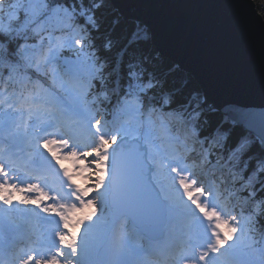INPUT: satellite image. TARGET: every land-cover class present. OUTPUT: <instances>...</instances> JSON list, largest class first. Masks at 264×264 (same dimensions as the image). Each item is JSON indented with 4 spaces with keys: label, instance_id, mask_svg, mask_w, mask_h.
<instances>
[{
    "label": "snow or ice",
    "instance_id": "1",
    "mask_svg": "<svg viewBox=\"0 0 264 264\" xmlns=\"http://www.w3.org/2000/svg\"><path fill=\"white\" fill-rule=\"evenodd\" d=\"M106 6L107 0H0V65L12 71L20 67L34 68L40 73V61L44 67L55 66L62 49L73 51L76 56L75 60L64 61L68 80H61L60 92L49 91L46 101L49 115L36 135L33 148L34 155L42 161L35 168L36 175L25 182L11 165L0 161V203L8 206L6 212L16 207L13 195L18 193L20 205H35L41 212L58 218L52 234L29 251L14 253L12 264H101L97 257L102 250L109 257L105 264H132L128 256L143 251L134 247L139 240L150 241L153 229L170 221L179 209L191 212L184 205L183 196L203 217L200 220L192 217L198 227L186 248L179 255L173 254L170 264L185 261L190 264H264V247H256L253 242L242 248L237 243L240 238L234 234L244 231L239 218L217 206L211 189L204 187L184 166V160L175 159L171 163L156 160L139 143L131 149L135 153L133 159L126 147L127 130L113 132L107 120L87 119L83 105L88 103L89 96L93 97V103L100 104L105 101L111 104L115 99V108L127 106L138 115L147 114L149 123L151 116L158 113L161 119L182 121L201 144L208 139L201 140L199 135L203 124L209 123L211 108L206 96L196 90L182 92L169 87L166 76L151 66L148 57L129 56V50L141 42L139 32L134 33L135 39L128 38L114 58L105 55L112 53L117 45L104 30ZM53 17L64 21L74 39L70 36L49 46L47 52L29 51L26 43L29 25L39 35L37 27ZM97 38H102L99 45ZM52 70L56 72L55 67ZM15 100L21 106L29 103L22 94ZM0 105L14 107L8 99H0ZM239 119L249 128L259 122L262 129L259 147L264 152V110L240 112ZM64 122L68 125L86 123L89 142L81 146L70 129L63 132ZM223 136L227 139L229 133L224 132ZM143 139L147 144V134ZM253 143L241 136L230 149L231 154H238L244 160L242 171H247L249 163L255 161L249 181L264 174V155L252 152ZM41 148L51 155V161L60 165L64 177L60 191L46 190L45 184L39 182L45 165L55 167ZM61 161L70 162L72 170L64 168ZM161 176L166 184L161 182ZM74 177L85 181V186L76 184ZM255 183L264 191V180L253 181L249 192L253 204L249 219L253 221L257 216H264V199H254ZM65 185L67 192L63 191ZM166 188L177 193L175 201L164 194ZM179 189H183V196ZM193 192L198 195L193 196ZM109 207L112 211L106 214L105 209ZM88 208L93 209L90 214L76 218L78 212ZM81 226L79 236L70 233V229ZM222 229L227 230L225 235ZM0 264L6 261L0 260Z\"/></svg>",
    "mask_w": 264,
    "mask_h": 264
},
{
    "label": "water",
    "instance_id": "2",
    "mask_svg": "<svg viewBox=\"0 0 264 264\" xmlns=\"http://www.w3.org/2000/svg\"><path fill=\"white\" fill-rule=\"evenodd\" d=\"M108 1L120 16L145 28L155 51L190 75L215 111L260 144L259 122L249 128L239 119L240 112L264 110V21L252 0ZM138 143L126 144L133 159Z\"/></svg>",
    "mask_w": 264,
    "mask_h": 264
},
{
    "label": "rangeland",
    "instance_id": "3",
    "mask_svg": "<svg viewBox=\"0 0 264 264\" xmlns=\"http://www.w3.org/2000/svg\"><path fill=\"white\" fill-rule=\"evenodd\" d=\"M57 23H58V18L53 17L46 24L37 27L36 31L39 32V35H36V33L31 30L33 28V26L29 25L30 35H32L33 37L36 36L38 38L36 45H29V51H36L38 53L39 52H47L49 46H55L57 43H54L53 39L48 37L49 35L47 33V30L49 29L50 26H54ZM43 44H45L46 46H43ZM38 59H39V57H38ZM65 59L75 60L76 59L75 53L73 51L62 49L60 54H59V60L58 61H60V63L64 64ZM40 63L43 67V61L42 60L40 61ZM56 65H58V64L56 63ZM55 66L48 65V71L51 74V78L54 81V84L60 90V82L63 79L57 74V71L55 73H53L52 69ZM66 68H67V66L65 65L64 72L66 71ZM48 95H49V91L44 92V94H40V93L28 94L25 98L29 101V103L21 106V105L16 103V100L14 98L9 97L4 92H0V99H8L9 102L14 105V107H8L7 105H0V127H4V125L6 124L5 118L9 119L8 124H7L9 130L5 131L3 134L0 135V149L2 150L1 156L3 158H9L13 154V152L15 153L18 150L16 145L24 143L25 137L20 134L21 132L30 131L32 134H34L32 129L36 128L37 125L42 126L43 123L47 120L48 115H49V109L46 107V101L48 99ZM31 101H35V103H31ZM208 105H209V107H211L210 104H208ZM16 108H18V110H16ZM29 109H31V112H29ZM9 110H13L15 118L13 117L11 119V118L6 117V115L4 113H6ZM120 115L126 116V120L125 121L119 120V123H118L116 130L114 132H121L122 129H125V130H127V135H126L127 138H129V139L138 138L144 144H145V141H144L143 137L145 136V134H147L148 143L145 145L147 147L148 154L151 155L154 159L160 160L159 158H162L161 153H166L168 157L163 158V159L168 160L169 163L174 162L175 159H182L185 161V159L183 158L182 155L180 157L178 156V154H177L178 152H177L176 148H174V144H173V142H174L173 136L174 135L172 133H168V132L165 133V128H167L169 125V123L167 122L166 119L160 118L159 120H154L151 117V123H149V117L147 114L139 117L132 110L131 107H127V106L120 110ZM86 116H87L88 120L92 121L91 114L86 112ZM30 125H32V127H29ZM81 125L82 124L68 125L66 123V127H68L70 129V131L73 133H77L78 129ZM84 125L86 126L85 131L87 133L78 132V134H80L79 136L80 137L82 136V138L84 140V144H82V146L87 144L89 142V139H90L89 135H88L89 129L87 127V124L85 123ZM91 131H94V129H91ZM35 132L38 133L39 129ZM168 136L171 137L170 140H167ZM29 140L30 139H27V141H29ZM34 147H35V142L30 147L28 154L33 153ZM16 155L20 159L23 157L19 152H16ZM32 163L37 165V163L42 164V161L40 159H33ZM195 166L196 165H194V167ZM20 176H23V175L20 174ZM26 177L29 178L28 175ZM58 177H59V184L61 185V181L64 180L62 172L59 173ZM160 179H161L162 183L166 184V182L163 180V176H161ZM206 180L208 181V179H206ZM74 181L76 184H80L81 187L85 186V183H86L85 181L81 180L79 177H74ZM207 181H205L206 184L208 185L207 188L212 189L213 188L212 183L208 184ZM200 182L202 183V181H200ZM176 187L179 188L178 184L176 185ZM63 191H65V192L68 191V188L66 185L63 188ZM211 191L213 192L215 190H211ZM164 194L167 195L173 201H175L177 199V193L174 191H171L167 188H166ZM179 194H180V196H183V189H179ZM213 194H214V192H213ZM192 195L197 196L198 193L193 192ZM214 202L217 204L218 207L221 208V210H224L223 205L221 203H219V201L217 199H214ZM183 203L189 209H191V212L195 211V208H194L195 205L191 204V202L187 200L186 196H183ZM26 208L30 209V211H27V216L30 217L31 219H33L31 217L33 215L34 217L37 218L36 220H41V219L46 220L52 226L56 227V219H58V218L54 219L52 216H48L47 213L41 212L38 208L35 207V205L26 206ZM92 211H93L92 208L84 209L82 212H78L76 214V218L79 219L81 216L86 217ZM186 213L187 212H184L182 209H179L177 211V213L174 215V217L170 221H168V224L165 225V227H164L165 228L164 233L166 234L164 237L165 238L167 237L168 239H172V240H173L174 236L176 235V232H174L171 229V227L174 226L176 228V231L181 235L177 239V241L181 243V247H183V248H186V246L190 243L191 238L189 240L188 237H192V234L195 231V228L198 227V225L193 221L192 218H189L186 216ZM14 215L16 216V213ZM194 217H196L197 220H200V219H202L203 214H201L199 216H194ZM9 221L12 222V220H10V217L8 216L7 212L0 208V248H2V246L4 245V242L2 241V238H1V237H3V233H4L3 229L6 225L9 224ZM86 223H87V221H86ZM205 223H206V221H205ZM82 227L83 226H81V228H79V229H70L69 231L72 235L79 236L82 232ZM226 231H227L226 229H222V235H225ZM234 236L240 238L239 241H237V243H239L242 246V248H246V246L248 244H250L248 238H246L243 235V232L237 231V233H235ZM231 242L232 241H230V243ZM31 243H33V242H31ZM134 247H136L138 249H142L143 251L139 255L131 254L128 256V259L132 262V264H137L134 260L135 256H138V257H146L147 256L148 258H151V253L149 251V247L147 246V243L144 242V240L143 241L139 240L138 243L136 245H134ZM241 258L243 259V257H241ZM97 259L101 262V264H105V261H107L109 259V257L106 254H104V252L102 250L101 255H99L97 257ZM7 261H8V263L12 264L13 254H10V259ZM151 262L154 264L153 260ZM16 264H18V262H16ZM184 264H190V262L185 261Z\"/></svg>",
    "mask_w": 264,
    "mask_h": 264
},
{
    "label": "trees",
    "instance_id": "4",
    "mask_svg": "<svg viewBox=\"0 0 264 264\" xmlns=\"http://www.w3.org/2000/svg\"><path fill=\"white\" fill-rule=\"evenodd\" d=\"M51 2V0H50ZM67 2V0H66ZM256 11L260 15V17L264 21V0H252ZM104 15V30L106 33H110L112 38L117 41L116 47L113 49L112 53H105L108 55L110 59L115 57L116 52L122 47L125 42L128 41L130 36L135 39L134 33L139 32L141 34V42L134 45L132 49L129 50V56H145L149 58V62L153 68H155L158 72L164 74L168 80V86L174 87L182 92H187L191 90H196L201 93L200 87L197 85L195 80L188 75L186 72L178 69L174 66L171 61L159 55L153 46L150 44L149 36L145 28L139 23L125 19L120 16L116 10L111 6L110 2L107 0V6L103 10ZM55 36L64 37L68 34L67 31H57L53 29L51 31ZM34 37H29L27 40V44H35ZM102 41V38H97L96 43L99 45ZM23 43L24 41H20ZM128 57L126 56L125 59ZM25 69L21 67L14 71V74L10 75V81L1 82L4 86L11 87L12 83L16 81L19 75L24 72ZM29 72L32 81H23V86L25 90L36 89L35 86L36 80L41 82L48 83L49 79L46 76H43L39 73L34 72L32 69ZM8 68L0 65V78L3 76H7ZM44 84V83H42ZM93 97H88V103L97 113V119L111 121L110 115L117 108L114 107L115 99H113L112 103L109 104L105 101L103 104L99 102L93 103ZM209 123L203 124L200 130V138L203 140L205 137L208 139L205 143L201 144L198 140L199 147L201 148V152L204 154L203 157L207 161H213L215 163L223 162L221 168L228 172H232V175L235 179H237L236 184H238V190L240 191V195L237 198V202L233 203L236 207L237 213L241 216L245 217L248 224V229L250 233H252L255 237L253 238L256 242L264 243V216L255 217L254 221L249 219V209L253 206L252 200L249 199V192L252 190L253 181L260 179L264 180V174H261L259 177H253L252 181L248 180L249 173L253 167H256L255 161L249 163L247 171H242L244 168V160L240 159L238 154H231L230 149L235 146L237 139L241 136H246L252 141H254L252 146V152L257 153L259 155H264V152L261 151L259 147V143L247 132H244L241 127L237 125H233L230 123L224 116H222L219 112H215L211 109L208 114ZM176 124L181 127H187L182 121L176 119ZM188 128V127H187ZM218 130V131H217ZM189 131V130H188ZM228 132L229 136L227 139H224L223 133ZM191 136V135H190ZM193 140H196L195 137L191 136ZM228 181L230 182L226 188H232L230 184H232L233 180L230 176H228ZM255 200L264 199V191L260 190V184L255 183ZM234 188V187H233ZM228 193L229 190H228ZM231 194V193H230ZM228 202L234 201L232 197H226L225 199Z\"/></svg>",
    "mask_w": 264,
    "mask_h": 264
},
{
    "label": "bare ground",
    "instance_id": "5",
    "mask_svg": "<svg viewBox=\"0 0 264 264\" xmlns=\"http://www.w3.org/2000/svg\"><path fill=\"white\" fill-rule=\"evenodd\" d=\"M29 127H32V125H30ZM41 126L37 125L36 128H33V135L31 133H28V135L31 137V140L27 141L26 143L23 144V146L20 147V152H24L26 151V149H28L29 146H31L33 144L34 141H32L33 138L36 137V133L35 131H37L38 129H40ZM85 128L84 125H81V127L79 128V131L81 132V130H83ZM8 130V126L7 124L4 125V127H0V134L3 133L4 131ZM62 131L63 132H68V127L65 126V123H63V127H62ZM40 135H44V133H41ZM76 136V138L78 139L79 143L81 144L82 142V138L81 137H77L76 134H73ZM1 149H0V154H1ZM40 151L42 153H44V155L48 158V160L51 161V155L49 153H47L44 149H40ZM28 155V154H27ZM27 155H25L24 157H26ZM161 157L159 158L160 160L163 161H167L166 158L168 157L166 153H161ZM40 159L39 157H36L34 155V153L31 156V161H27L25 159L19 160L17 163H14V160L16 159V157H11L8 159H3L0 161H4L6 164H15L12 165V168H15L17 170L18 175L22 174L23 175V180L26 182L28 179L33 178L36 173H35V168L37 165L32 163V159ZM168 159V158H167ZM31 163V164H30ZM51 163L55 166L54 169L48 168L47 166H44V171L43 174L40 177V183L45 184L46 186V190L48 188H51L54 192L56 191H60V186L57 183V175L50 173V170L52 172H58V166L59 164H56L55 161H51ZM61 164H63L65 167L69 170H72V165L70 164V162L68 161H61ZM28 175L29 178H26V176ZM35 182V181H34ZM19 200V194L16 193L13 195V202L16 204V207L13 208L10 211V218L12 220H19V221H23L25 223H21L19 226L21 228H26L29 230V232H27L25 235L21 234V231L19 230L18 232L13 234L12 237V242L13 241H17V243L15 245H13V253H19L21 251H29L30 248V241L34 242L35 247L37 245V243L47 237H49L52 234V231L54 229V227H52L51 224H48L46 221H41V222H27L25 219L20 218V217H16L13 215V213L15 212H20L22 211L23 208H25V205H20L18 203ZM0 207L1 208H7L8 206L3 205L2 203H0ZM28 206V205H27ZM19 209V210H18ZM8 237V236H7ZM9 238V237H8ZM158 249L162 250V254H158L156 256V259L158 261H163L164 260V254H169V255H173L176 251L178 250H182V248H180V246L177 245L176 242L173 241H160V243L156 246H154ZM0 260H4L6 261V264H10L8 263V261L6 259L0 258ZM135 262L141 264V262H144V264H147L148 260L146 257H135Z\"/></svg>",
    "mask_w": 264,
    "mask_h": 264
}]
</instances>
